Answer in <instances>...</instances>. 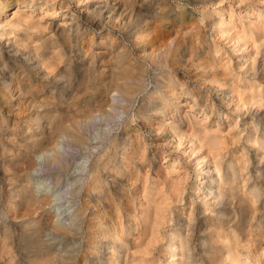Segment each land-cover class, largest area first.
<instances>
[{
    "label": "rangeland",
    "instance_id": "obj_1",
    "mask_svg": "<svg viewBox=\"0 0 264 264\" xmlns=\"http://www.w3.org/2000/svg\"><path fill=\"white\" fill-rule=\"evenodd\" d=\"M2 1L1 27L12 17L16 0ZM21 1L33 4L32 10L26 9L37 17L48 6L50 15L44 16L48 21L57 9L82 17L86 6L103 0ZM154 7V16H133L126 32L116 28L103 36L96 30L92 34L89 28L79 47L88 54L86 60L99 62L92 73L95 79L88 74L79 81L80 72L74 67L58 73L54 69L47 78H36L33 91L20 97L15 88L5 91L0 86V125L14 138L13 142H0V217L6 215L5 222L13 231L8 254L0 256V264H33L35 258L46 264H72L69 257L75 260L73 264L85 260L87 264L100 255L110 257L112 250L107 246L120 242H128L124 248L129 254L145 249L147 237H138L135 229L136 222L145 226L141 212L151 193L164 190L170 198L162 206L169 204L175 214L184 207L188 214L193 188L207 171L206 160L198 159L207 156L208 148L196 149L197 137L205 130L220 139L221 153L228 161L250 153L255 165L253 149L246 142L251 136L246 129L251 120L238 92L258 88H251L247 81L252 79L243 72L254 56L251 43L261 37L257 28L264 18L257 10L264 13V0H160ZM53 21L60 23L58 17ZM237 32L248 35L249 45L239 49L242 43L236 40ZM84 52L80 54L84 56ZM243 57L248 62L242 68ZM123 65H129L131 73L135 71L126 85L118 74ZM259 77L264 81V65ZM65 82L75 91L79 88L70 103L61 101L60 92H48ZM84 83L90 90H84ZM103 83L110 86L106 93L100 86ZM121 85L133 88L131 98L120 92ZM50 116L62 121L68 133L54 134ZM36 119L41 121L39 125ZM262 126L264 121L259 128ZM72 133L80 140L71 137ZM16 152L31 159V167L20 176L4 161ZM199 169L204 174L197 178ZM243 174L245 179L251 177L246 170ZM98 178L104 181L107 194L102 199L100 190L93 189ZM21 185L34 195L29 203H23L19 195L14 200L8 197ZM144 189L150 193L147 198ZM182 189L184 200L179 204L175 200ZM199 204L197 200L200 211ZM256 224L248 227V240L259 244L258 249L253 247L248 264H264V224ZM113 228L115 236L103 241V234L109 231L111 235ZM171 228L166 225L162 230L165 239L146 251V264H167L163 255ZM98 243L102 247L95 249Z\"/></svg>",
    "mask_w": 264,
    "mask_h": 264
},
{
    "label": "bare ground",
    "instance_id": "obj_2",
    "mask_svg": "<svg viewBox=\"0 0 264 264\" xmlns=\"http://www.w3.org/2000/svg\"><path fill=\"white\" fill-rule=\"evenodd\" d=\"M0 2L3 3L2 0H0ZM155 4L159 5L160 0H103L102 2L92 4V6H86L82 13V17L80 14L79 16L76 15V13L70 14L66 10L57 9L51 13L52 16H50L47 21L44 16L50 15V12L47 10L48 6L45 8L42 7L43 11L41 14H38L39 16L37 17L26 9L28 7L29 10H32L33 4L28 5L24 1L16 0L14 2L15 10L12 13V17L9 20H5L4 26H0V86L5 91L15 88L18 93L17 96L20 97L22 94L33 91V82L36 78L45 79L53 74L54 69H58V73L62 71L66 72V70L75 67L76 69L74 70L80 72L81 76L79 79H81V77L85 79L88 74H90L92 78L95 74H92L93 71H95V65H98L99 62L96 61L95 58V60L93 58L86 60L87 57H89L88 54L79 47L81 39L86 37L88 32H90L89 28H91L92 34H94L93 30H96L99 35L104 34L103 36L109 35L110 31L116 28L126 32L128 25H130L131 20H133V16H143L145 18L149 17L147 16L148 13L154 16L156 12V8L154 7ZM10 6L11 4H8L6 6L7 9H9ZM240 11L244 12L245 10ZM257 14L259 17L264 18V13H261V11L257 10ZM56 17H58L60 23L56 22L55 24L53 19ZM219 24H223L221 19L219 20ZM263 25L264 21L260 23V26L257 28V34L261 37L259 40H254V42L251 43L254 56H251L253 59H251V63L248 64L249 66L243 72L244 76L248 77V79H252L251 82L247 81L251 85V88L254 85H257L258 88L255 90L250 89L251 91H244L245 89L243 91L238 90L240 92L237 91L238 98H240L242 106L247 107L246 110L251 120L250 123H248L249 121L247 122V124L250 125L246 128L248 133L251 132V136L250 138L248 137L246 142H248V145L253 149L255 165L253 166V157L250 153H245V156L235 161H228L226 155L221 153L222 150L220 148L222 147H220V143L222 142H219L220 139L215 136L216 134L213 135V132L210 130H205L203 134L197 137L199 145L196 149H198L197 151L199 152L204 147L205 149L206 147L208 148L206 149L208 150L206 151L207 156H199L200 159H198V161L201 160L202 163L206 160L205 164L207 165V171L204 172L206 173L204 180L203 178L201 180L199 179L201 182L196 184L193 188L194 194L189 199L190 210L188 214H185L184 207H180V210L178 209L175 214L169 204H166L167 208L162 206V204L170 198V195L164 192V190L159 193L154 192L155 195H157L156 198H154L155 195L151 193L150 196L152 197L147 199L146 209L141 212V219L145 226L141 228L139 223L136 222L137 226L135 229L138 237L142 235L147 237L145 249L129 254L124 248L128 245V242L116 243L114 246H107L108 249L112 250L110 257L105 258L103 255H100L90 259L87 264H146V259L144 258V255H147L146 251L154 249L159 241L165 239L162 235V230L166 225L172 226L163 255L167 264H239L243 262L246 263L247 261L248 264L249 261L252 262L250 254L255 252L253 247L258 249L257 247L259 244L252 243L248 240V227H250L254 221L257 222V227L264 224V127L262 126L259 128L262 121H264V81L263 78L259 77L260 67L264 65ZM236 40L242 43L239 49L241 47H246L249 42L248 35L243 32H237ZM91 42H93L92 38L90 40V43ZM102 44L106 47L108 45L107 43ZM110 45H113V43L111 42ZM108 49H111V46H108ZM82 52L85 53L84 56L80 54ZM246 54L249 53L247 52ZM244 58L245 57H243L240 62L241 67L243 66L242 64L245 65V63L248 62L247 59ZM246 58L249 57L247 56ZM129 65L131 66V64ZM129 65H123L124 67L121 68V70H123L121 71L122 73L118 72V74L122 76V80H120L124 82V85L131 81L132 76L135 74L134 71L132 75ZM137 72H139V70H137ZM70 73L72 74V72ZM60 76L62 77V75ZM55 77L54 75L53 78L55 79ZM110 77L112 81L115 78L111 74ZM53 78L51 80H53ZM95 78L94 76L93 79ZM58 79H60V77ZM82 80L83 79L79 81ZM58 81L59 80H57V82ZM65 83L64 85L49 88L50 91L48 92L51 93V95L60 92L61 101L70 103L71 97L73 98L79 88H75L76 90L78 89L75 91L69 84ZM106 84V86L104 83L102 85L99 84L101 87L103 86V91H107V88L110 87L108 83ZM84 85L85 83L83 86ZM124 85H121L120 92L126 98H131L134 94L133 88ZM80 87L82 86L80 85ZM99 87H97V89L100 90L101 87ZM90 88L92 91V88L95 87L92 85ZM221 88H223V86ZM85 89L84 86V90ZM85 93H87V91L84 92V94ZM189 93L194 95L193 92ZM107 94H109V92ZM194 97L196 96L194 95ZM47 100L49 101V99ZM254 107L256 108L254 109L255 111L252 110ZM260 110L263 111L260 112ZM145 111L147 112V109ZM50 118L52 119L50 128H53L54 134L57 132L64 135L68 133L62 121L57 120V118H52L51 116ZM34 121L37 125L41 122L37 119ZM2 126L3 124L0 125V142H13L11 141L12 139L14 140L13 136L9 137L7 135L9 133L8 128ZM42 130L43 129L40 131ZM71 137L77 141L80 140L77 134L72 133ZM34 142L36 143V141ZM250 147H248V149ZM140 154L143 158L141 152ZM4 161L7 163V168H9V170L12 168L19 176L23 171L31 167L30 156L25 155L21 157L20 152H16L15 155H12L9 159ZM96 166H98V164ZM244 170L250 173L251 177L245 179L243 177ZM203 171V169H199L198 176L196 177L200 178V176L204 174ZM96 182L97 186L93 189L100 190L99 197L102 199L107 196L102 185L104 181L98 178ZM17 190L10 191V196L8 197L14 200L15 195L16 197L19 195L23 203H29L31 199H33L34 195L29 193L27 186L21 185L19 190ZM184 192L185 190L182 189L179 194H177L175 202L180 204L184 200ZM143 193L147 195L145 196L146 198L150 194L146 192V189H144ZM197 200H200V211L196 207ZM186 205L188 204L186 203ZM142 206H144V204ZM6 218L5 214H2L0 217V219L3 220L0 222V256L8 252V247L11 245H9V240L13 237L12 226L5 222ZM114 229L115 228H113V231L111 230V235L109 231L103 234V241H107L112 235L113 237L115 236ZM131 229H133L132 225L129 230ZM124 232L123 230L120 231L122 234H124ZM100 247H102L101 243H98L95 249H99ZM137 254L140 256H135ZM69 258L73 264L75 260L71 257ZM32 261L33 264H46L44 261L36 258L31 260V262ZM84 264H86V260Z\"/></svg>",
    "mask_w": 264,
    "mask_h": 264
}]
</instances>
